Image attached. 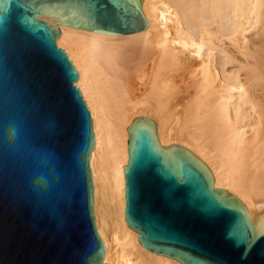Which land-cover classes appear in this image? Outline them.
Wrapping results in <instances>:
<instances>
[{
  "label": "water",
  "instance_id": "95a60500",
  "mask_svg": "<svg viewBox=\"0 0 264 264\" xmlns=\"http://www.w3.org/2000/svg\"><path fill=\"white\" fill-rule=\"evenodd\" d=\"M141 2L0 0V264H104L92 119L57 25L140 32ZM126 131L124 221L147 251L181 264H264V210L251 217L196 155L161 146L154 120L136 117Z\"/></svg>",
  "mask_w": 264,
  "mask_h": 264
},
{
  "label": "bare ground",
  "instance_id": "6f19581e",
  "mask_svg": "<svg viewBox=\"0 0 264 264\" xmlns=\"http://www.w3.org/2000/svg\"><path fill=\"white\" fill-rule=\"evenodd\" d=\"M147 27L115 35L57 25L89 109L94 216L104 264H181L147 251L124 221L126 128L157 124L251 217L264 210V0H142Z\"/></svg>",
  "mask_w": 264,
  "mask_h": 264
},
{
  "label": "rangeland",
  "instance_id": "374dc122",
  "mask_svg": "<svg viewBox=\"0 0 264 264\" xmlns=\"http://www.w3.org/2000/svg\"><path fill=\"white\" fill-rule=\"evenodd\" d=\"M57 46H58V44H57ZM59 47V46H58ZM60 48H62L61 46H60Z\"/></svg>",
  "mask_w": 264,
  "mask_h": 264
}]
</instances>
